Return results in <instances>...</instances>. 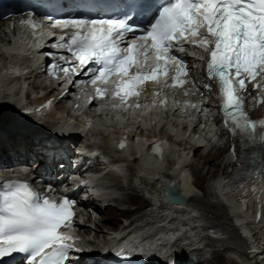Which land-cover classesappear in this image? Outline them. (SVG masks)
<instances>
[{
  "label": "bare ground",
  "instance_id": "bare-ground-1",
  "mask_svg": "<svg viewBox=\"0 0 264 264\" xmlns=\"http://www.w3.org/2000/svg\"><path fill=\"white\" fill-rule=\"evenodd\" d=\"M25 20L26 18H21L0 22V166L13 168V171L19 174H23L22 166H30L36 169L35 179L46 174L53 177L55 168L51 166L54 164L58 166L60 163H53L54 161L48 159L52 156H63L71 151L75 141H71L69 146L58 143L61 136L59 132H66L77 124H82V119L77 115L82 108V101H72L76 113L72 112L66 105V102L72 99L69 89L65 98L58 99L55 109L53 108L45 118L31 111L34 105L42 103L49 97H56L62 89L42 87L40 65L31 55L34 34L26 27ZM3 43L11 45V54H7L9 49L7 50ZM15 64L25 65L24 69L29 70L30 75H25V79H19L20 76L15 72ZM193 77L195 82L190 89L202 94L200 99L208 107L207 113L202 111L194 115L187 114L180 108L173 112L167 108L165 114L158 117L157 114L147 115L144 106L137 112L128 114L126 119L118 116V109L105 115H88L87 121L91 119L96 123L91 130L93 135L91 142L97 143L93 147L96 156L89 159L95 157L100 159L97 153L102 152L117 162L113 167L104 164L102 169L109 171V179L120 192L113 198L115 203L109 201L105 205L103 202L92 200L95 212L88 211L84 231L91 236L94 234L98 244L103 243L112 249L111 245L117 244L113 243L112 233L121 225H125L126 219L132 214L130 208L124 209L121 214L126 217L125 221L118 228L110 227L109 225L117 223L115 219H118L116 215L119 214L114 204L139 203V209L145 205V210L130 220H140L142 217L143 220L151 221L160 213H154L157 208L178 216L193 215L190 206L195 203L200 216L192 223L202 221L205 224L203 227L199 224L194 226L195 233L201 235L207 229H217L226 234V237L219 240L210 238L208 242L212 247L207 249L195 245L192 241L191 251L182 249L177 253L176 258L179 262L176 264H264V178L255 176L250 178L247 184L242 185V177L250 158L247 144L232 138L222 128L221 119L214 107V89L204 87L205 82L201 79L198 69L193 70ZM25 80L34 89H44V93L40 96L29 92L21 95L18 85ZM109 107L104 106L108 110ZM192 109H195L193 105ZM261 115V108H256L254 116ZM196 116L197 121L192 119ZM2 121L4 122L1 123ZM148 121H153L151 127L147 126ZM141 124H144L149 132H142L141 137L162 138V152L158 156L149 154L143 139L135 140V135H128L127 140L130 143L118 148L117 136L126 133V129L130 133L129 130ZM262 153L264 168V147ZM126 162L130 177L128 176L127 182L124 183L118 172ZM216 170L218 174L213 177ZM59 174L61 173L56 175ZM167 182L177 186L185 196L184 202L173 206L165 203L162 189ZM248 185L252 186L251 190L247 189ZM200 188L203 193L199 192ZM232 191L234 193H231ZM238 195L246 196L253 212L254 246H249L251 241L242 235L234 223V215L239 213L236 205ZM96 212L103 214L93 216ZM106 227L113 230L107 231ZM189 228L190 226L186 224L185 231L182 229L174 233L172 238L169 231L160 228L157 239L186 242L189 240L186 239L188 236L186 230L191 231ZM143 237L152 238L149 233ZM204 239L201 237V240ZM142 245L149 250L155 248L151 243L142 242ZM253 251L258 253L250 256Z\"/></svg>",
  "mask_w": 264,
  "mask_h": 264
},
{
  "label": "snow or ice",
  "instance_id": "snow-or-ice-1",
  "mask_svg": "<svg viewBox=\"0 0 264 264\" xmlns=\"http://www.w3.org/2000/svg\"><path fill=\"white\" fill-rule=\"evenodd\" d=\"M125 4L115 18L57 21L62 29L69 25L74 29L67 40L60 38V47L71 53L79 70L70 66L64 73L83 75L86 69L92 84L107 83L111 75L118 74L122 82L111 95L127 103L130 96H140V85L156 81L158 73L168 76L173 62L174 75L164 87H183L188 74L183 57L189 55L185 44L198 46L209 54L207 76L219 82L225 124L232 125L234 135L264 147V119L250 118L242 95L246 80L251 83L264 73V0H125ZM129 36L136 38L129 41ZM197 36L203 38L191 39ZM150 55L156 63L148 72L145 65ZM204 87L210 90L211 86ZM107 91L97 88V96ZM161 93L159 89L156 94ZM124 146L121 142L120 147ZM14 187L12 202L0 212V258L25 253L28 264H67L69 251L78 250L77 237L60 229L71 227L74 202L39 198L27 183Z\"/></svg>",
  "mask_w": 264,
  "mask_h": 264
},
{
  "label": "rangeland",
  "instance_id": "rangeland-1",
  "mask_svg": "<svg viewBox=\"0 0 264 264\" xmlns=\"http://www.w3.org/2000/svg\"><path fill=\"white\" fill-rule=\"evenodd\" d=\"M4 121H2L1 123H3ZM206 172V171H205ZM204 172V173H205ZM218 174V171L216 170L215 172H214V175H213V177H215L216 175ZM128 176L130 177V174H127L126 175V178L123 180L124 181V183H126L127 182V179H128ZM118 192H120L119 190H118ZM199 192H201V193H203V190L200 188L199 189ZM115 206L114 207H116V210H117V212H119V214L118 215H116L117 216V220L115 219V221L117 222L116 224H114V225H109L110 227H113V228H118L120 225H121V223L122 222H124L125 221V216L123 215V214H121V212L124 210V209H128V208H130L131 209V211H132V214L130 215V216H135V217H137V214H139L140 212H142L143 210H145V205L141 208V209H139L140 208V204L139 203H130V204H128V203H116V204H114ZM193 205H196L195 203L193 204ZM106 213V212H105ZM104 213V214H105ZM103 214V213H102ZM102 214H100V213H95V214H93V216H95V215H102ZM134 214V215H133ZM106 215H108V214H106ZM105 216V215H104ZM129 216V217H130ZM106 230L107 231H109V230H113V229H110V228H108V227H106Z\"/></svg>",
  "mask_w": 264,
  "mask_h": 264
},
{
  "label": "water",
  "instance_id": "water-1",
  "mask_svg": "<svg viewBox=\"0 0 264 264\" xmlns=\"http://www.w3.org/2000/svg\"><path fill=\"white\" fill-rule=\"evenodd\" d=\"M167 189V187L165 188V190ZM185 200V196L183 194H180V199L178 200L179 203L184 202Z\"/></svg>",
  "mask_w": 264,
  "mask_h": 264
}]
</instances>
